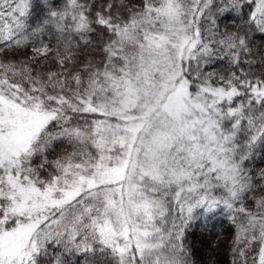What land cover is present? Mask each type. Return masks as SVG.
Instances as JSON below:
<instances>
[{
	"label": "snow or ice",
	"instance_id": "obj_1",
	"mask_svg": "<svg viewBox=\"0 0 264 264\" xmlns=\"http://www.w3.org/2000/svg\"><path fill=\"white\" fill-rule=\"evenodd\" d=\"M31 7L0 0V264H216L217 217L264 264V0Z\"/></svg>",
	"mask_w": 264,
	"mask_h": 264
},
{
	"label": "trees",
	"instance_id": "obj_2",
	"mask_svg": "<svg viewBox=\"0 0 264 264\" xmlns=\"http://www.w3.org/2000/svg\"><path fill=\"white\" fill-rule=\"evenodd\" d=\"M62 1L63 0H48L49 7H45L42 0H32V7L30 9V15L27 18V23L32 27L40 24L46 18L49 9H58ZM24 55H30V53L21 54L18 58L23 59ZM256 163L258 164L259 160H257ZM212 223H214L216 227L212 229L211 234L202 232L201 229L197 227L194 237L195 248L198 250L199 255L204 257L205 261L211 256L214 258L216 264H229L231 229L220 217H217ZM209 245H211V247Z\"/></svg>",
	"mask_w": 264,
	"mask_h": 264
},
{
	"label": "rangeland",
	"instance_id": "obj_3",
	"mask_svg": "<svg viewBox=\"0 0 264 264\" xmlns=\"http://www.w3.org/2000/svg\"><path fill=\"white\" fill-rule=\"evenodd\" d=\"M63 5V1H62V3L60 4V7ZM45 42H47V40L45 41Z\"/></svg>",
	"mask_w": 264,
	"mask_h": 264
}]
</instances>
